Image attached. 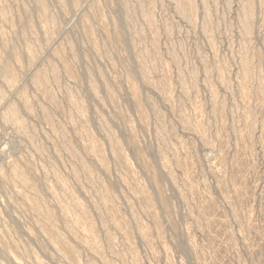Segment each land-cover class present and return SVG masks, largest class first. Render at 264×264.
<instances>
[{
  "label": "rangeland",
  "instance_id": "rangeland-1",
  "mask_svg": "<svg viewBox=\"0 0 264 264\" xmlns=\"http://www.w3.org/2000/svg\"><path fill=\"white\" fill-rule=\"evenodd\" d=\"M0 264H264V0H0Z\"/></svg>",
  "mask_w": 264,
  "mask_h": 264
}]
</instances>
